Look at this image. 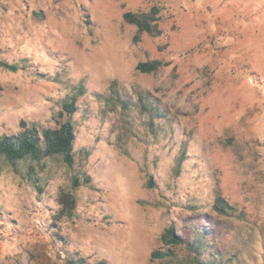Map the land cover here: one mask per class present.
I'll return each mask as SVG.
<instances>
[{"label": "rangeland", "instance_id": "1", "mask_svg": "<svg viewBox=\"0 0 264 264\" xmlns=\"http://www.w3.org/2000/svg\"><path fill=\"white\" fill-rule=\"evenodd\" d=\"M154 7L160 36L124 21ZM0 61L18 67L0 68V136L55 128L85 92L72 168L0 161V264H195L164 246L170 226L208 230L223 264H264V0H0ZM153 61L156 73L137 70ZM61 192L72 218L58 215ZM217 196L236 217L214 212Z\"/></svg>", "mask_w": 264, "mask_h": 264}, {"label": "trees", "instance_id": "2", "mask_svg": "<svg viewBox=\"0 0 264 264\" xmlns=\"http://www.w3.org/2000/svg\"><path fill=\"white\" fill-rule=\"evenodd\" d=\"M160 11L157 8H152L148 12H127L124 14V21L134 25L138 34H149L151 36H160ZM163 67L160 61L140 63L137 70L144 74L156 73ZM0 68L15 72L18 67L9 65L0 61ZM115 85V84H114ZM84 89L80 88L78 95L68 98L62 105V110L58 114L57 126L55 128H47L39 130L36 127H30L21 122L20 132L16 135L0 136V161H4L17 170V166L22 163H29V173H34L35 167L39 166L43 160L47 158H60L62 162L69 168L75 165L74 144L76 140V130L73 122L75 114L79 108L77 105L79 95H83ZM115 99L122 107L124 112H129L130 102L122 100L117 92ZM139 104L146 112L152 113V118H165V114L157 107L150 106L147 97L139 93ZM183 159L178 160L177 173H180V168ZM88 183L89 180H84ZM83 185V183L75 178L73 188ZM76 198L72 193L61 192L59 195L60 210L58 215L60 218H72L76 209ZM213 210L219 216L236 217L237 209L230 205L229 202L222 196H217L214 200ZM164 246L177 247L185 245L187 250L194 255L195 264H223L222 258L218 254H209L210 232L208 230H196L188 234V238H183L176 234L175 227H168L161 238ZM207 255V259L203 260L202 256ZM175 257L173 251H157L152 253L151 260L163 261L168 258ZM67 264H90L85 258L66 259ZM95 264H107L105 261H100Z\"/></svg>", "mask_w": 264, "mask_h": 264}]
</instances>
